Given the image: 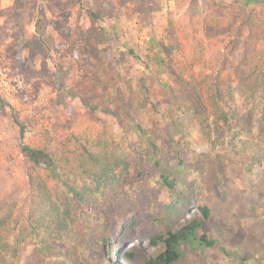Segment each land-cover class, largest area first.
I'll use <instances>...</instances> for the list:
<instances>
[{
	"label": "trees",
	"instance_id": "obj_1",
	"mask_svg": "<svg viewBox=\"0 0 264 264\" xmlns=\"http://www.w3.org/2000/svg\"><path fill=\"white\" fill-rule=\"evenodd\" d=\"M241 1V5L236 1L230 4L226 15H216L213 24L207 14L188 15L177 28L179 52L175 54L174 48L166 51L167 61L163 65L173 76L171 101L164 112L165 123L160 133L164 143L159 146L152 142L150 147L154 153L161 152L163 158L175 153L179 165L183 158L178 149L190 143L191 125L196 126L219 161L228 155L225 151L234 156L247 152L252 139L264 137V9L248 7L255 0ZM23 6L27 7L24 0H10V4L0 8V16H4V25L0 27L1 57L17 55L27 45ZM48 6L52 10L50 2ZM85 13L90 27L84 32L71 29L64 33L65 45H53L52 49L63 79L89 91L91 86L100 84L101 62L95 49L106 36L111 37L104 26L113 21L114 15L102 3L85 8ZM59 24L64 25V19ZM197 62L203 65L200 78L192 71ZM227 64L232 69L234 84L219 79ZM130 68L131 65L125 66V78L130 75ZM29 74L38 83H52L49 73L40 67L29 69ZM15 95L22 101L24 95H31V89L18 87ZM72 96L75 97L74 92ZM78 98L86 105L83 93ZM137 99L129 89L126 102L120 91L104 99V111L117 123V130L124 131L129 118L138 132L144 130L146 114L154 106L148 95L144 94V99L149 101V107L139 108ZM6 108L10 109L18 130L21 177L11 175L8 182L0 179V264H20L21 249L28 240L33 247L22 264H92L85 254L86 239L93 232L95 219L106 216L110 228L116 223L118 229H112L114 233L101 239L105 255L120 254L135 262L132 249H121V244L131 237L130 227L135 225L133 212L123 207L122 217L114 220L108 211L123 195L127 182L149 173L144 165L145 151L150 147L143 149L141 143L137 144L141 136L136 142L118 143L109 137L111 125L98 119L57 136H50V131L42 127L43 141L25 143L22 136L28 121L20 120L0 93V112L5 114ZM221 148L223 155L218 154ZM155 163L158 166L160 160ZM2 171L9 174L7 167ZM160 178L172 187L164 175ZM198 209L201 218L176 229L166 223L163 232L157 231L151 243L160 242L163 248L143 263L177 264L185 258L181 245L187 244L191 250L215 245L216 240L204 231L211 208L199 204ZM63 241L68 244L62 248L58 242ZM221 251L229 254L224 248ZM244 260L239 257L240 264Z\"/></svg>",
	"mask_w": 264,
	"mask_h": 264
},
{
	"label": "rangeland",
	"instance_id": "obj_2",
	"mask_svg": "<svg viewBox=\"0 0 264 264\" xmlns=\"http://www.w3.org/2000/svg\"><path fill=\"white\" fill-rule=\"evenodd\" d=\"M33 1L24 0L27 7L21 9L27 45L17 55L0 56V93L17 111L18 118L28 121L22 141H43L40 136L42 127L50 131V136H57L66 129H78L90 120L100 119L111 125V139L126 143L136 142L141 136L137 144L141 143L143 149L150 147L152 142H157L159 146L164 143L160 133L165 123L164 112L170 106L173 76L163 63L167 61L168 49L174 48L175 54L179 52L177 28L180 22L188 15L198 13L207 14L209 23L213 24L216 15L227 14L230 4L235 1L242 4L241 0ZM99 3L114 15L113 21L104 26L111 37L106 36L95 49L96 58L101 62L100 84L83 91L75 82L63 79L52 47L64 46L63 34L71 29L86 31L90 22L85 8L96 7ZM8 4L10 0H0V8ZM248 7L264 9V0L252 1ZM60 19H64V25L59 24ZM3 25L4 16H0V27ZM1 31L2 28L0 34ZM128 65H131L130 75L125 78V66ZM33 67L46 70L52 83L36 82L29 74V69ZM192 71L200 78L202 63H195ZM140 77L142 81H139ZM219 79L235 83L228 64L221 70ZM23 86L31 89V95H24L20 101L15 92L16 88ZM128 89L138 97L135 103L139 108L149 107L144 94L154 106L152 112L146 114V126L140 132L130 118L124 131L117 130V123L104 111L105 98L113 97L120 91L126 102ZM80 93H83L86 105L79 100ZM188 131L190 143L178 149L183 163H177L175 153L163 158L161 152L154 153L151 147L148 148L144 168L149 173L127 182L123 195L108 211L116 220L122 217L120 212L126 207L135 218V225L130 227L131 237L121 244V249L130 248L136 253L135 262L124 260L125 264H144L145 259L161 251L162 244H153L150 239L157 231L163 232L166 223L176 229L190 220L201 218L199 204H208L211 208L204 231L217 243L192 250L187 244L181 245L185 258L177 264H240L239 257L245 258L243 264H264V137L258 135L250 139L252 147L247 152L234 156L232 152L225 151L227 157L222 156L219 161L214 158V153L196 126L191 125ZM18 140L17 126L11 119L10 109L6 108L5 114L0 112V179L7 182L11 175L21 177ZM223 151L224 148L219 149L218 154L223 155ZM157 160L160 163L155 166ZM5 167L8 175L2 171ZM161 175L172 183V187L162 182ZM167 205L172 206L168 209ZM112 226V229H118L116 223ZM112 229L107 216L95 219L85 248L92 264H122L121 256L112 258L105 255L104 247L100 246L103 237L114 233ZM58 244L63 248L68 243L63 241ZM32 247L29 240L23 245L20 264L26 261ZM221 248L229 254H224Z\"/></svg>",
	"mask_w": 264,
	"mask_h": 264
},
{
	"label": "clouds",
	"instance_id": "obj_3",
	"mask_svg": "<svg viewBox=\"0 0 264 264\" xmlns=\"http://www.w3.org/2000/svg\"><path fill=\"white\" fill-rule=\"evenodd\" d=\"M126 243V242H125ZM112 258H114L115 256H113V255H110ZM121 255L120 254H118L115 258H118V257H120ZM122 259H120V262L122 263V264H125V262H124V260H129V259H127V258H124V257H121ZM130 261V260H129Z\"/></svg>",
	"mask_w": 264,
	"mask_h": 264
}]
</instances>
